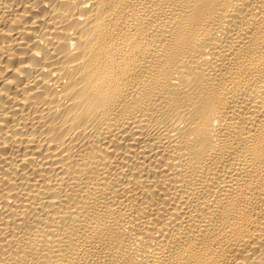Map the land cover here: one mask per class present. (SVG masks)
I'll use <instances>...</instances> for the list:
<instances>
[{
	"label": "bare ground",
	"instance_id": "obj_1",
	"mask_svg": "<svg viewBox=\"0 0 264 264\" xmlns=\"http://www.w3.org/2000/svg\"><path fill=\"white\" fill-rule=\"evenodd\" d=\"M0 264H264V0H0Z\"/></svg>",
	"mask_w": 264,
	"mask_h": 264
}]
</instances>
